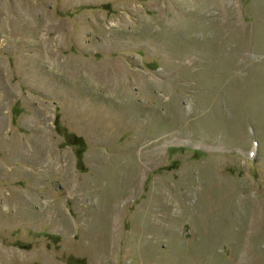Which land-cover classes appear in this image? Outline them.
Wrapping results in <instances>:
<instances>
[{"label": "rangeland", "instance_id": "374dc122", "mask_svg": "<svg viewBox=\"0 0 264 264\" xmlns=\"http://www.w3.org/2000/svg\"><path fill=\"white\" fill-rule=\"evenodd\" d=\"M0 264H264V0H0Z\"/></svg>", "mask_w": 264, "mask_h": 264}]
</instances>
